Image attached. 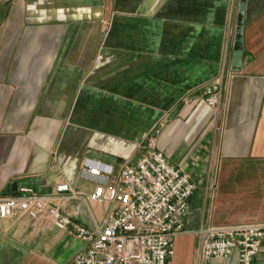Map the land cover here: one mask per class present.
I'll list each match as a JSON object with an SVG mask.
<instances>
[{"label":"crops","instance_id":"obj_1","mask_svg":"<svg viewBox=\"0 0 264 264\" xmlns=\"http://www.w3.org/2000/svg\"><path fill=\"white\" fill-rule=\"evenodd\" d=\"M152 131L196 187L168 264H237L202 261L195 232L264 225V0H0V199L68 183L81 197L62 212L95 231L110 207L91 201L84 161L118 173ZM53 229L0 221V264H58Z\"/></svg>","mask_w":264,"mask_h":264},{"label":"built area","instance_id":"obj_2","mask_svg":"<svg viewBox=\"0 0 264 264\" xmlns=\"http://www.w3.org/2000/svg\"><path fill=\"white\" fill-rule=\"evenodd\" d=\"M204 102L218 110L224 98L219 79L203 86ZM158 131L136 147L132 162L116 173L113 167L85 160L81 175L95 184L91 201L109 206L101 226L91 231L62 212L64 197L80 198L68 183L50 195L21 188L18 196L0 199V221L45 220L48 227L81 241L85 247L71 264H168L175 239L186 230L195 184L184 169L174 167L159 151ZM200 259L211 262L233 255L237 264H255L264 241V225L213 226L195 232Z\"/></svg>","mask_w":264,"mask_h":264},{"label":"rangeland","instance_id":"obj_3","mask_svg":"<svg viewBox=\"0 0 264 264\" xmlns=\"http://www.w3.org/2000/svg\"><path fill=\"white\" fill-rule=\"evenodd\" d=\"M57 234H58V230L54 228L49 236H44L43 241L45 246L52 247L53 245H55L53 244V242L56 243L55 238H53L52 236ZM61 241L62 242H60V245L55 247L52 252L50 249H48V251L50 250L51 252L49 253V256H53V258H55V261L58 264H68L69 259L71 258L74 251L80 248L83 245V243L79 240H75L68 236L63 237Z\"/></svg>","mask_w":264,"mask_h":264},{"label":"water","instance_id":"obj_4","mask_svg":"<svg viewBox=\"0 0 264 264\" xmlns=\"http://www.w3.org/2000/svg\"><path fill=\"white\" fill-rule=\"evenodd\" d=\"M17 191H18L17 184H14L12 187L13 196H18Z\"/></svg>","mask_w":264,"mask_h":264}]
</instances>
